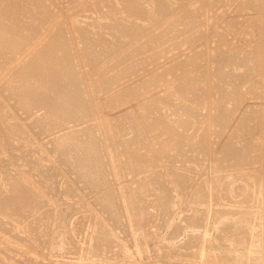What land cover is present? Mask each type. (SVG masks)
I'll list each match as a JSON object with an SVG mask.
<instances>
[{
	"label": "rangeland",
	"instance_id": "obj_1",
	"mask_svg": "<svg viewBox=\"0 0 264 264\" xmlns=\"http://www.w3.org/2000/svg\"><path fill=\"white\" fill-rule=\"evenodd\" d=\"M6 4L28 39L0 70V177L24 188L0 179L20 206L0 216V264H264V0ZM46 49L72 116L44 130L49 108L25 113L5 84ZM73 130L96 184L53 140Z\"/></svg>",
	"mask_w": 264,
	"mask_h": 264
},
{
	"label": "bare ground",
	"instance_id": "obj_2",
	"mask_svg": "<svg viewBox=\"0 0 264 264\" xmlns=\"http://www.w3.org/2000/svg\"><path fill=\"white\" fill-rule=\"evenodd\" d=\"M7 8H8V5L6 4L1 9L2 14H0V70H2V71H3V69L6 68L5 66L10 61L12 54L14 52H17L20 49V46H22L25 43V41H27V39H28V34L24 31V29H19V27H20L19 21L15 22L17 24L16 26L14 25V22L12 20L4 21V15H5V13H7ZM76 23H77V21H76ZM54 54H55V52L50 50V49H46V50H44V52L39 53L32 60L27 62L23 69L16 71L12 77L8 78V80L5 84L6 92L8 91V93L10 94L9 95L10 97L9 96L8 97L14 99L16 101V104H18V106L25 113L26 112L28 114H31V112L33 113V111H32V110H34L33 108L35 106H37L38 104L39 105L41 104L42 106L44 105V107L46 105L49 108V109H47L48 111L50 110L49 113L47 114L45 119H43V121L41 122L42 123L41 125H43L44 130H46L45 128L50 127L51 124H54V125L60 124V126H61V124L63 123L64 120H67L68 117L72 116L71 115L72 113L70 114V112H71L70 109L72 108V106L68 105V103H65V102H67V100H64L65 98H71L69 96L71 94H69L68 91L65 90L64 86H61L56 81V79H59L61 77V73H60V70H58V67L56 66V63H55L56 59L54 57ZM61 66H62V68L63 67L69 68L71 65L68 62V63H63ZM64 70L69 72V70H67V69H64ZM231 93H232V91H231ZM178 95H180V94H178ZM168 97H169V95H168ZM178 97H181V99H182L184 96L182 94ZM174 99H175V97H174ZM72 103H79L81 105L80 98H79L78 94L73 96ZM177 103L179 105V102H177ZM1 107H2V105H1ZM1 107H0V121L2 120L1 123L3 124V120L6 117V114H5L6 112L4 113L3 112L4 109L2 110ZM45 111H46V107H45ZM46 113H47V111H46ZM46 113H44V114L46 115ZM32 115H34V114H32ZM33 122L36 123V122H38V120L37 121L35 120ZM163 124L164 123H161V126ZM166 124H165V126H166ZM4 126L5 125H3V127ZM4 128H6V130L8 129L7 136L8 135H10V136L15 135L16 137L17 136L19 137V135L20 136L22 135V134H20L18 127L13 123L6 124V127H4ZM162 128H163V126H162ZM170 128H172V125ZM170 128L167 129L168 131L165 132V134H167L169 136V138L176 139L175 134L172 132L173 130L171 131ZM59 130H61V129H59ZM63 131H64V129H63ZM57 132H58V130H57ZM89 132L91 133L92 131L88 130V133ZM88 133H87V135H89ZM74 134H75V131L74 132H68V133L60 135L56 138L53 137L54 138L53 140L56 143V147L59 150V152H61V154H63V156H66L68 159H70L73 162L79 177L83 178V179L86 178L91 184H96L97 178L93 177L94 175L91 176L90 174H88V170L91 168V167H89L90 163L88 160H91L92 156H94V155H92L91 158L88 159L91 153L89 155L87 154L88 157L86 159V156H87L86 155V153H87L86 149L90 148L94 143L93 142H89V143L86 142V144H85V140H81V141H84V143H81V141L79 140L81 138L78 137L79 138L78 139L77 136ZM92 134H90V136ZM92 137H93V135H92ZM9 140H8V142H9ZM88 140H90V139H88ZM92 141H95L94 138ZM176 142H180V141L177 139ZM92 148L94 150V146ZM83 149H85V152H83L84 151ZM93 150H90V151H93ZM95 151L98 152L97 150H94V152ZM82 152L85 154H83ZM94 152H92V153H94ZM96 156H94V157H96ZM21 157L23 158V156H21ZM24 157H27V156L24 155ZM99 157H100V155H99ZM99 157H96V161H95V159L94 160L92 159L90 162H92V161H93V163L97 162V158H99ZM24 159H26V158H24ZM99 160H98V162H99ZM93 163H91L92 166L96 167L97 163H96V166H95V163L94 164ZM101 163H102V160H101ZM101 163L99 162L98 166H100ZM98 166H97V168H98ZM103 166H104V163H103ZM88 167H89V169H88ZM100 169L98 168V170H100ZM90 170L93 171V169H90ZM102 171H103V169H102ZM95 173L98 174V175H96V174L95 175L98 176L99 181H100L99 177L101 175L104 176V174H105V172H104V174L102 173L101 175H99L101 173V170H100V173H97V172H95ZM2 174H3V172H2ZM91 174H93V172ZM15 175H17V174H15ZM4 177L5 178L0 177V179H2V180L4 179L5 181L10 182L11 186H13V187H17L21 190L24 189L22 186H21L22 187L21 188L20 184L18 183L22 179L18 178V180H17L15 178H12V177L6 176V175ZM4 184L5 183H3V186H4ZM10 184H9V186H10ZM24 187L26 188V186H24ZM2 188L0 185V216L4 212V210L8 209V208L13 209L14 212H19L20 206H19L17 199L12 197V196L9 197L6 194V192H4L5 189L3 188L4 189L3 190ZM162 194H163V192H162ZM160 198H162L160 201V203H161L160 205L163 208L162 211H164V213L166 214V212L169 211L168 210L169 207L166 206V204H165L166 195L165 196L161 195ZM105 199L107 201H109L111 199V196L107 195L105 197ZM160 210H161V208H160ZM106 213H107V215H110L111 217L118 219V215H116L115 208L109 202L106 204ZM166 216L168 217V215H166ZM2 221L3 220L0 219V225L2 224L1 226H3ZM101 241L103 243H105L108 241V239L105 237V239H103ZM243 244L245 245V242ZM252 249H256V246L254 245L252 247ZM11 258H13V257H11ZM14 259H16V258H14Z\"/></svg>",
	"mask_w": 264,
	"mask_h": 264
}]
</instances>
